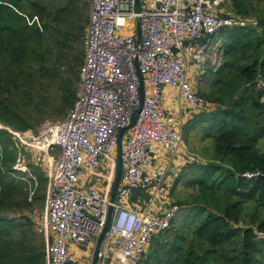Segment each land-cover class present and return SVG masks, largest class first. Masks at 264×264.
<instances>
[{
	"label": "built area",
	"instance_id": "built-area-1",
	"mask_svg": "<svg viewBox=\"0 0 264 264\" xmlns=\"http://www.w3.org/2000/svg\"><path fill=\"white\" fill-rule=\"evenodd\" d=\"M89 1L80 93L60 122H46L37 131L25 132L0 125L15 150L7 174L30 179V202L38 184L30 165L46 164L45 208L35 228L44 240L45 264H85L70 248L85 249L103 226L115 158L104 165L102 157L115 153L118 130L140 107L133 126L123 134L124 141L122 137L121 177L97 262L108 264L111 253L114 264H138L151 235L168 228L178 210L165 183L184 147L185 105L191 112L204 105L195 94L189 72L193 64L203 70V64L213 58L208 43L197 41L222 28L257 26V21L224 15L223 0H139L138 12L134 0ZM136 19L139 49L132 27ZM136 55L143 76L141 105ZM166 87L177 92L175 115L163 104ZM2 160L0 143L4 172ZM137 189L150 191L146 202L132 200Z\"/></svg>",
	"mask_w": 264,
	"mask_h": 264
},
{
	"label": "trees",
	"instance_id": "trees-1",
	"mask_svg": "<svg viewBox=\"0 0 264 264\" xmlns=\"http://www.w3.org/2000/svg\"><path fill=\"white\" fill-rule=\"evenodd\" d=\"M65 1L53 6V0H0L3 127L25 132L40 123H32L9 104V91L16 89L20 79L28 83L35 74L43 77L54 71L64 97L63 114L76 101L82 65V51L77 47H81L88 17L81 0ZM224 1L230 3L222 4L224 15H233L232 9L233 16L256 20L257 26L226 27L197 41L199 45L218 41V57L203 64L204 73L193 84L204 105L184 124L183 140L190 145L194 133L199 145L191 144V148L209 158L190 162L178 158L176 169L169 170L165 183L169 198L180 181L194 191L183 199H171L178 207L175 217L168 228L151 235L139 264H264V150L259 149L264 140V0H258L259 9L250 0ZM27 14L37 15L41 30L27 24ZM65 53L68 69L57 76L53 57L58 62ZM51 62L52 70L45 68ZM26 66L34 69L33 74L26 73L31 71ZM259 82L263 84L257 88ZM0 143L4 169H0V264H45L43 240L33 233L29 219H6L8 213L43 202L45 183L38 180L37 167L30 166L38 184L28 202V184L7 174L15 150L3 130ZM149 196L148 189H137L132 200L142 203Z\"/></svg>",
	"mask_w": 264,
	"mask_h": 264
},
{
	"label": "rangeland",
	"instance_id": "rangeland-1",
	"mask_svg": "<svg viewBox=\"0 0 264 264\" xmlns=\"http://www.w3.org/2000/svg\"><path fill=\"white\" fill-rule=\"evenodd\" d=\"M224 2L225 1L223 0V4H224ZM64 3H66L65 0H53V6L62 5ZM81 3H84L86 5V11L84 13L85 14L84 16L86 18V16L87 17L89 16L90 1L89 0H81ZM225 3H226L225 6H230V3H228V2H225ZM250 3H251V6L256 8V9H259L262 7V3H260L258 0H250ZM231 11H232V9L229 11L230 14L235 15L234 12H231ZM24 17H25L27 24L30 27H33V28L37 27L40 30L42 29L41 23H40L37 15L33 14V16L30 17L27 14ZM250 18H254V17H250ZM132 27L135 28L134 22L132 23ZM84 36L82 37L81 47H79V46L77 47L78 52L82 51V63H83V58H84ZM214 38H216V37H214ZM208 46L210 49L209 50L210 53L213 55V58L210 59V61H209L211 63L214 61L215 56H216V58L218 57V53H217L218 41L213 39L212 42H210V44ZM216 53H217V55H216ZM57 60H58V62L56 61L55 57H53V66H54L55 72L57 73V76H59V75H62L68 69V65H69L68 54L65 53L63 55V58L57 59ZM217 63H216V65H217ZM50 64H52V62L48 63L45 68H49L50 70H52ZM24 69L25 70H31V71H26V73L33 74V72H34V69L30 66H26V67H24ZM78 73H79V71H78ZM203 73H204V71L202 70V67L200 65L193 64L191 66V71H190V82L194 79L197 80V78L200 77ZM79 79H80V77H79ZM18 82H19V84L16 87V89H12L11 92L9 91V96H8L9 104L14 106L16 108V110H19L21 113H23L24 116L26 118H28L32 123H39L40 122L38 127L32 131H37L46 122L55 123V122H60V121L65 119L67 114L66 113H64L65 115L63 114L62 101H61L64 97L62 96V91H60L59 82L57 80H55L54 71L45 73L43 75V77L35 74L33 76V78H31L29 80L28 83H27V80H23V79H20ZM262 84L263 83H260L257 86V88L261 87ZM13 88H15V87H13ZM76 88H77L76 95L78 97V95L80 93V82ZM77 97H76V99H77ZM170 99L175 101V99H176L175 91H173L172 98H170ZM263 101H264V98H263ZM163 104H164V101H163ZM190 113H192V112L190 111ZM195 137H198V136H196V135H194V133H192L190 135L189 139L193 138L191 141V144L196 143L197 147H198L199 144H198V142H196ZM124 139H125V137L123 136V141H124ZM191 144L186 145L184 142L183 143L184 147L180 148L179 153L176 157L180 156L182 158L183 162H190L191 159H198L197 157L201 158L202 160H207L209 158L205 154L201 155L200 154L201 152L199 153V151H195L194 149H192ZM259 149L264 150V140H262L260 142ZM106 154L102 157L104 165H108L109 161L115 158V153H111L108 156H106ZM159 157L163 161H165V158H166L165 154L164 155L161 154ZM27 158L29 161L31 160V157L28 154H27ZM37 164H34V165L31 164L30 166L37 167L36 170H37L38 175H39L38 180L40 181L41 184L44 182L45 188H46V181H47L46 180V170H47L46 164H44V163H39L38 165ZM36 179H37V177H36ZM167 179H168V177L165 179V182ZM17 180H20V179H17ZM20 181L29 183L30 179L20 180ZM184 181H180L176 185L173 196L170 199H172V200H176L177 198L183 199L188 194L193 193V191H194L193 189L186 188L183 185ZM94 182L99 183L100 181H99V179H94ZM37 183H38V181H37ZM107 184H110V180H108ZM105 185H106V183L104 184V186ZM43 196L45 197V189L43 192ZM44 208H45L44 200H43V202H41V201L33 202L29 208H25L24 210H15L11 213H8L6 216V219L7 220L15 219L17 222H21L22 218H24V217L28 218L29 222L32 225L33 233L39 239L43 240V237L36 232L35 228L37 226H39L41 221H42ZM92 241H93V243L90 244L88 247H86L83 250V254H80V258L78 257L79 259L83 260L85 262V264H89L90 252H92V247H93L95 238H93ZM43 246H44V240H43ZM81 248L82 247H79L78 249H81ZM109 258H111V260L109 261L108 264H114L113 254L110 253Z\"/></svg>",
	"mask_w": 264,
	"mask_h": 264
},
{
	"label": "water",
	"instance_id": "water-1",
	"mask_svg": "<svg viewBox=\"0 0 264 264\" xmlns=\"http://www.w3.org/2000/svg\"><path fill=\"white\" fill-rule=\"evenodd\" d=\"M134 3H135V11L138 12L139 11V0H134ZM134 37H135V46L137 49H139L140 41H141V34H140V27H139V20L138 19L135 20ZM134 64H135V72H136L138 80H139V89H140V93H141L140 105H141L142 100H143V92H144L143 91V76L139 71L138 56L137 55L134 58ZM139 111H140V107L135 109L131 113V115L128 119V122L124 126H122L117 132V136H116L117 143H116L115 160H114V174H113V178L111 180V185H110V189H109V203L110 204L107 207V212H106L105 221L103 223V226H102L99 234L95 238L89 264H97L99 252H100L102 244L104 242L105 235L108 232V229L110 226L111 216H112V212H113L112 204L114 202L116 191H117V188L119 186L120 177H121L122 137H123V134L133 126L134 121H135V116Z\"/></svg>",
	"mask_w": 264,
	"mask_h": 264
},
{
	"label": "crops",
	"instance_id": "crops-1",
	"mask_svg": "<svg viewBox=\"0 0 264 264\" xmlns=\"http://www.w3.org/2000/svg\"><path fill=\"white\" fill-rule=\"evenodd\" d=\"M190 71H191V68H190ZM189 77H190V72H189ZM195 81H196L195 79L192 80V83L194 84ZM173 91H175V96L177 97V92H176V90L174 88H169V87L164 88L163 89V101H164V105H165L166 109L169 110L171 113H173L175 115V113H176V107L174 105L175 101L170 99V98H172ZM190 111L191 110L189 108H187V105H185V110H184V113H183V116H182V121H183L184 124L191 119V114L192 113H190ZM54 155H55V157L57 156V152L56 151H55ZM178 158H181V157L179 156ZM178 158L174 161L175 164L173 163V167H171L172 170L176 169L175 166H176V164L178 162L177 161ZM101 168H103V166H101ZM32 200H33V197H32ZM32 200L30 202H32ZM83 249H84V247H82L81 249L71 247L70 248V252L72 254H74L75 256L80 257V254H82V250Z\"/></svg>",
	"mask_w": 264,
	"mask_h": 264
}]
</instances>
